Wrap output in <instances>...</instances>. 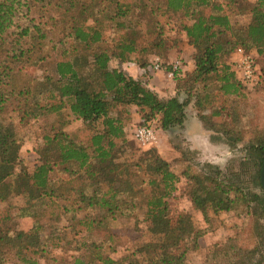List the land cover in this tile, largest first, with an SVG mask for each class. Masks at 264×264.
<instances>
[{
  "label": "trees",
  "instance_id": "obj_1",
  "mask_svg": "<svg viewBox=\"0 0 264 264\" xmlns=\"http://www.w3.org/2000/svg\"><path fill=\"white\" fill-rule=\"evenodd\" d=\"M137 1L133 6L121 0H0V114L15 104L12 119L19 125L54 119L33 151L36 159L31 168L17 157V125L10 118L0 120V203L13 197L23 203L8 221L0 219V264L7 260L66 264L68 255L69 264H184L186 253L196 249V232L188 214L179 213L174 226H164L170 218L167 200L179 182L169 162L156 150L144 153L132 165L115 162V148L125 144L124 125L111 116L115 108L132 111L139 126L157 123L165 132L182 126L185 109L192 104L205 125L220 133L228 145L239 143L236 152L242 156L237 171L224 173L203 163L199 173L187 166L181 177L189 185L190 204L204 221L209 213H229L244 205L260 229L264 141L256 134L245 140L243 124L253 117L241 112L240 105L245 104L243 91L264 86L257 63L264 57V0L250 7L249 0H164V14H180L185 20L179 25L181 40L170 45L167 40L141 45L133 33L140 19L134 24L132 12L140 16L148 2ZM203 10L209 13L201 14ZM232 15L246 17V22L232 20ZM103 22L111 32L110 47L103 44ZM157 37L161 38L159 31ZM68 44L94 50L88 56L74 55L75 49L67 52ZM182 44L189 51L193 71L184 76L182 71L174 73V97L160 98L124 69L138 68L147 76L151 64L137 65L127 57L150 49L162 57L164 51ZM238 48L254 60L257 82L251 88L241 84L228 62ZM54 49H59L60 58L54 62L52 77L26 75L27 68L46 62ZM111 60L117 67L110 68ZM160 67L165 73L171 70L170 65ZM67 119L85 127L91 133L89 139L68 137ZM255 157L259 193L241 187L245 166ZM137 172L143 180L133 175ZM84 179L89 183L87 192L78 185ZM46 209L53 228L40 221ZM30 213L36 223L27 232L18 230L19 219ZM131 219L136 228L145 227L152 241L142 244L134 237L135 244L131 242L113 260L110 253L115 252L116 234L110 223ZM246 255L235 245H214L203 264H240Z\"/></svg>",
  "mask_w": 264,
  "mask_h": 264
},
{
  "label": "rangeland",
  "instance_id": "obj_2",
  "mask_svg": "<svg viewBox=\"0 0 264 264\" xmlns=\"http://www.w3.org/2000/svg\"><path fill=\"white\" fill-rule=\"evenodd\" d=\"M127 4L136 6L140 2L137 0H121ZM164 0H147L145 6L147 9L141 11L140 16L134 17L132 12L133 23L135 24L137 18L140 19L139 23L134 27V35L141 43V45H147L152 42H163L167 40L169 45L174 43V41H180V28L179 25L182 24L185 20L181 18L180 14H164L163 9L161 8L164 4ZM256 0H249V7L254 4ZM136 3V4H135ZM135 4V5H134ZM152 6H150V5ZM150 8V9H149ZM198 10V9H197ZM157 11V12H156ZM196 12H199L196 11ZM200 13V12H199ZM208 10H203L201 14H208ZM156 17V18H154ZM101 17H98L100 19ZM136 19V20H135ZM232 20H236L240 23L246 22V17L243 16H231ZM104 29H102L103 35V44L104 46H111V32L107 30L108 27L106 22H103ZM158 31L161 33V38L157 37ZM100 45L99 48L104 46ZM67 52L75 49L74 55L88 56L94 49L85 50L80 48V46L75 44H68L65 46ZM150 48V47H149ZM179 47L169 48L167 51L162 53V57L154 52V49H150L148 52H136L128 56L129 60L135 61L137 65L140 64H151L154 60L160 62V66H171L176 61L180 62V72L183 69V66L186 65L187 57L182 58L178 55ZM183 48V46H181ZM185 50V51H184ZM183 50V53L187 52L186 48ZM50 57L48 60L41 64H36L33 67L26 69L25 73L29 77H40L41 75L53 76L54 75V62L60 58L59 49H54L50 52ZM234 52L229 57L228 62L233 58ZM164 57V58H163ZM181 58V59H180ZM189 61V60H188ZM257 63L261 69V72L264 77V57L257 59ZM110 68L117 67L116 61L111 60L109 64ZM163 70L160 69L158 72H150L149 77L153 78V75H156L154 80V86L159 87L162 91L168 89L167 84L170 82V78L166 74H162ZM169 79V80H167ZM264 83V82H263ZM245 99V104L240 105L241 112H245L249 117H253V121L243 124L247 127L246 133L244 135L245 140L249 138H261L264 141V86H260L252 91H243L242 92ZM14 105L15 104H11ZM9 105L0 114V120L3 122H8L9 119H12V106ZM112 117H118L122 124L124 125V134H125V144L119 145L114 150V155L116 161L120 165H132L137 163V160L143 156L144 153L150 150H156L157 154L167 162L172 171L179 177V182L176 185V191L172 196L167 200L170 211V218L168 221L164 222V226L167 229L176 224V217L179 213H186L191 217L193 227L195 229V238L197 241V247L194 250H189L184 257V264H203L206 257L212 250L214 245L219 247L224 244L235 245L237 248H240L247 258L242 260L240 264H264V219L258 221V224L261 226L260 229L256 227L255 219L252 217L251 212L247 210L244 205H240L235 211L229 213H218L207 215V221H204L199 212L195 211L190 204L186 194L189 189L187 181L181 177V173L186 169V167L192 168L195 172L199 173V170L202 168V162L204 160L196 152H191L188 148H185L182 142V136L179 132H171L170 134H163L157 123L151 124L155 130L156 142L150 146H143L139 144L136 140L133 139V131L139 126L138 119L132 117V111L128 112L123 108H115L111 112ZM14 120L12 119V122ZM54 119L51 117L40 119L35 122H29L28 124L19 125L15 120L14 124L18 127V139H19V148L17 149V157L22 163L27 167L31 168L34 164L36 156L33 151L38 147L40 143L41 136L47 134L50 126L53 125ZM63 121H58V124H62ZM68 125L70 127V134L68 137H72L75 140L89 139V132H85V127H83L79 122L72 121L67 119ZM66 123V121L64 122ZM63 123V124H64ZM247 124V125H246ZM68 132V131H67ZM84 139V140H85ZM240 150V149H238ZM239 152L235 153L234 163L227 164L222 168V172L226 173L227 171H237L239 169L238 161L241 158ZM257 157L251 159V162L245 166V176L241 179V187L247 192L259 193V189L255 186V177L257 166L255 162ZM258 163V162H257ZM254 164V165H253ZM137 177H140L143 180V175L139 172L133 173ZM136 178V177H135ZM134 179V178H133ZM136 184H140L139 179H135ZM205 185L207 181L204 182ZM22 201L20 199H15L14 197L9 199L7 202L0 203V219L3 221H8V216H12L14 208L19 205L22 206ZM0 222H2L0 220ZM20 224L23 228H27L30 225V221L21 220ZM6 226V223H5ZM8 226V225H7ZM134 226V227H133ZM5 229V227H4ZM110 229L116 234V241L114 244L115 252L110 253L111 258L118 260L123 252H126L130 246V243H133V239H137L138 243L150 242L152 239L146 234L145 227L139 226L135 227L133 220H118L110 223ZM228 241H231L228 243ZM171 246V240L168 241ZM255 251V254L250 255L248 252ZM70 256V255H68ZM65 255L61 256L66 261V264H69L71 260H68ZM60 257V256H59ZM64 261H61L63 264ZM6 264H13V260H7Z\"/></svg>",
  "mask_w": 264,
  "mask_h": 264
},
{
  "label": "crops",
  "instance_id": "obj_3",
  "mask_svg": "<svg viewBox=\"0 0 264 264\" xmlns=\"http://www.w3.org/2000/svg\"><path fill=\"white\" fill-rule=\"evenodd\" d=\"M182 46L183 48H181V46L178 48V55L184 59L187 57L185 60L186 65H184L182 69V76H184L185 74L193 71V63L189 57V51L188 53H183V50L186 47H184L185 45L183 44ZM124 69L133 79L144 81L147 87L154 91L160 98L166 99L175 96V83L172 80H170L169 84H167L169 85L168 89L166 91H162L159 87L154 86V80L157 74L153 75V78H150L149 75L142 76V73L138 68ZM162 74L166 73L162 72ZM205 116H207V113H205ZM161 132L167 135L171 132H179L182 136V142L185 148H188L189 151L196 152L201 157H203L204 160L202 162L217 166L220 170H222L225 165L235 162L233 158L237 149L241 147L239 143H236L234 146L228 145L227 140L222 137L220 133L207 127L205 123L198 117V114L192 107V104H190L185 109V118L182 126L173 128L169 131ZM78 185H80V187H84L86 192L89 191V183L87 180L84 179L80 181ZM49 213L50 212L48 209L42 210L43 217L40 221H42L46 228H53L55 224L47 220V215H49ZM32 215L33 214L30 213L29 217L19 219L17 229L24 232L29 231L33 227L34 223H36L34 216ZM21 220L30 221V225L27 228H23L20 224ZM112 259L115 260L113 257Z\"/></svg>",
  "mask_w": 264,
  "mask_h": 264
},
{
  "label": "built area",
  "instance_id": "obj_4",
  "mask_svg": "<svg viewBox=\"0 0 264 264\" xmlns=\"http://www.w3.org/2000/svg\"><path fill=\"white\" fill-rule=\"evenodd\" d=\"M232 71L237 75L241 84L247 88H251L257 82V75L255 74L254 60L252 56L244 52L241 48L235 50L231 60ZM160 62L156 59L151 63V72L160 71ZM181 69L180 62L176 61L171 64V70L166 73L168 78H172L174 73ZM133 139L143 146H150L156 142L155 130L152 126H138L133 131Z\"/></svg>",
  "mask_w": 264,
  "mask_h": 264
},
{
  "label": "water",
  "instance_id": "obj_5",
  "mask_svg": "<svg viewBox=\"0 0 264 264\" xmlns=\"http://www.w3.org/2000/svg\"><path fill=\"white\" fill-rule=\"evenodd\" d=\"M259 180H260V186H261L262 192L264 193V160L261 164Z\"/></svg>",
  "mask_w": 264,
  "mask_h": 264
}]
</instances>
